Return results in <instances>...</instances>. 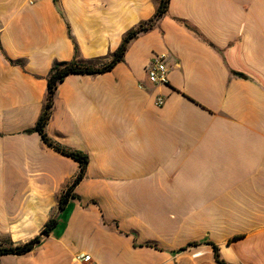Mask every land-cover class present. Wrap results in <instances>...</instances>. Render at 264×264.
I'll return each mask as SVG.
<instances>
[{"label": "crops", "instance_id": "crops-1", "mask_svg": "<svg viewBox=\"0 0 264 264\" xmlns=\"http://www.w3.org/2000/svg\"><path fill=\"white\" fill-rule=\"evenodd\" d=\"M159 0H0V264H264V0H170L110 72L69 75L33 130L57 62L108 63ZM166 54L168 85L146 69ZM164 105L158 107V99Z\"/></svg>", "mask_w": 264, "mask_h": 264}, {"label": "trees", "instance_id": "trees-1", "mask_svg": "<svg viewBox=\"0 0 264 264\" xmlns=\"http://www.w3.org/2000/svg\"><path fill=\"white\" fill-rule=\"evenodd\" d=\"M170 0H159V7L156 14L147 22L142 23L137 28L129 31L125 36L122 44L118 50L113 54L111 60L102 65L94 66L92 64L80 62V61H71V62H57L51 69V73L48 78V94L44 109L35 125V130L38 132L45 144L53 149L55 152L71 158L79 163V173L74 178L73 182L63 191L59 199V209L64 210L71 198H75V189L81 183L86 175V171L89 165V156L83 151L70 150L66 149L60 145L54 143L46 134L45 129L49 123L52 110L54 105V96L55 91L58 85L63 82L69 75L78 74V75H96L104 74L110 72L118 63L124 60V56L128 50L130 42L136 38L139 34L148 32L155 25L157 20H159L168 10ZM31 131V130H30ZM58 225V220L56 218L51 219L41 231L40 235L34 237L27 243L19 246H3L0 245V256L2 255H25L35 248L38 244L41 243L43 237L48 236ZM215 250V259L219 264H226L223 262L219 255L218 246L214 245Z\"/></svg>", "mask_w": 264, "mask_h": 264}, {"label": "built area", "instance_id": "built-area-1", "mask_svg": "<svg viewBox=\"0 0 264 264\" xmlns=\"http://www.w3.org/2000/svg\"><path fill=\"white\" fill-rule=\"evenodd\" d=\"M166 54H157L151 64L147 67V76L151 83L155 85H168V67L166 64ZM158 107L164 105L163 99H158L156 102ZM81 264H98L90 255H82L79 257Z\"/></svg>", "mask_w": 264, "mask_h": 264}, {"label": "rangeland", "instance_id": "rangeland-1", "mask_svg": "<svg viewBox=\"0 0 264 264\" xmlns=\"http://www.w3.org/2000/svg\"><path fill=\"white\" fill-rule=\"evenodd\" d=\"M141 35V34H140ZM146 74H147V69H146ZM148 77V76H147ZM149 80V79H148ZM150 82V81H149ZM151 83V82H150ZM151 84H153V83H151ZM153 85H155V84H153ZM32 132H35V133H37V134H39L38 132H36L35 130H28V131H25V134H29V133H32ZM45 143V142H44Z\"/></svg>", "mask_w": 264, "mask_h": 264}]
</instances>
